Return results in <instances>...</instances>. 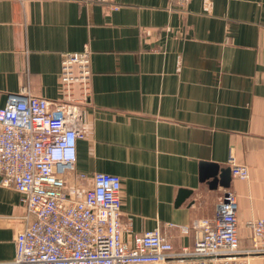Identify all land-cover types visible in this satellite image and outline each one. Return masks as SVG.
<instances>
[{
    "label": "crops",
    "instance_id": "0c3cea01",
    "mask_svg": "<svg viewBox=\"0 0 264 264\" xmlns=\"http://www.w3.org/2000/svg\"><path fill=\"white\" fill-rule=\"evenodd\" d=\"M86 44L93 91L69 183L119 175L124 240L158 228L176 251L194 247V224L233 191L251 248L247 223L264 217V0H0V107L23 89L62 99V55ZM3 179L0 262L34 218Z\"/></svg>",
    "mask_w": 264,
    "mask_h": 264
},
{
    "label": "built area",
    "instance_id": "2783aa9c",
    "mask_svg": "<svg viewBox=\"0 0 264 264\" xmlns=\"http://www.w3.org/2000/svg\"><path fill=\"white\" fill-rule=\"evenodd\" d=\"M174 1L187 6L191 0ZM59 77L62 99L23 89L0 107L3 184L22 193L27 217H34L16 234L15 257L0 264H264L255 262L264 256V217L248 221L253 246L243 248L237 196L230 190L213 218L194 224L191 249L176 251L158 228L125 241L121 177L81 172L79 185L67 178L76 172L78 142L86 136L82 106L93 91L89 44L63 53ZM229 164L235 176L249 178V168L233 155Z\"/></svg>",
    "mask_w": 264,
    "mask_h": 264
},
{
    "label": "water",
    "instance_id": "95a60500",
    "mask_svg": "<svg viewBox=\"0 0 264 264\" xmlns=\"http://www.w3.org/2000/svg\"><path fill=\"white\" fill-rule=\"evenodd\" d=\"M227 171H229V169L228 170H224V174H223V177H224V181L222 180L221 181V183L223 184V185H225V186H229V182L227 181V180H225V175L227 174ZM217 183V179L215 180V184Z\"/></svg>",
    "mask_w": 264,
    "mask_h": 264
}]
</instances>
